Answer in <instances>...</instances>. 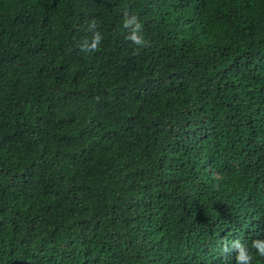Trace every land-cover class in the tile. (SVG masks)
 Wrapping results in <instances>:
<instances>
[{"label":"trees","instance_id":"16d2710c","mask_svg":"<svg viewBox=\"0 0 264 264\" xmlns=\"http://www.w3.org/2000/svg\"><path fill=\"white\" fill-rule=\"evenodd\" d=\"M256 240L264 0H0V264H264Z\"/></svg>","mask_w":264,"mask_h":264},{"label":"clouds","instance_id":"9594fccd","mask_svg":"<svg viewBox=\"0 0 264 264\" xmlns=\"http://www.w3.org/2000/svg\"><path fill=\"white\" fill-rule=\"evenodd\" d=\"M124 26L129 27L132 26L131 33L129 35V39L133 42L134 45L143 47L146 43L145 37L142 34V25L140 21L135 17L131 16L124 20ZM90 28H95V24H91ZM102 40V35L99 32H94L92 35L91 42L89 43L87 40L83 42L80 46L82 51H87L91 49H96ZM239 249L237 254V264H251L253 260L252 254L249 250L241 245L237 244ZM252 247H254L260 256H264V241L256 240L253 241Z\"/></svg>","mask_w":264,"mask_h":264}]
</instances>
